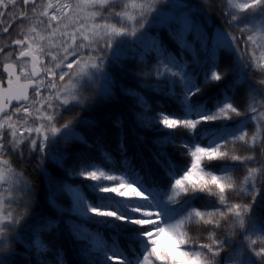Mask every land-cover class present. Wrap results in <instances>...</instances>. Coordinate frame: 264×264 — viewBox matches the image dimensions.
Masks as SVG:
<instances>
[{"label":"snow or ice","instance_id":"1","mask_svg":"<svg viewBox=\"0 0 264 264\" xmlns=\"http://www.w3.org/2000/svg\"><path fill=\"white\" fill-rule=\"evenodd\" d=\"M0 41V264H264V0H0Z\"/></svg>","mask_w":264,"mask_h":264},{"label":"trees","instance_id":"2","mask_svg":"<svg viewBox=\"0 0 264 264\" xmlns=\"http://www.w3.org/2000/svg\"><path fill=\"white\" fill-rule=\"evenodd\" d=\"M195 2H196V0H192V3H195ZM212 19H213V21H216V23H219L214 12L212 13ZM209 23L211 25V21ZM126 68L128 71L123 76V78H121L119 70L116 71V79L118 81V85L116 88L117 98L114 99L113 101H111L110 103L97 106L91 112L84 114L85 118L97 120L100 127H102V128L110 127L112 120H114L118 116L122 117L125 120L126 126L131 124L132 117H131V112L129 111V108L131 107L132 100H131V98H125V97L120 96L118 89H119L120 84H123L124 86H129V85H134L136 83V78L132 75V72L135 70H139L138 63L133 62V61H128L126 64ZM177 92H179V88L177 89ZM154 95L155 94H153V93H147L146 98H148L150 100V102L153 104V107L157 111L160 110V108L157 107V102L161 106H165V107L167 106V102H166L165 97H157V98L153 99ZM205 99H207V97H205ZM209 106H211L210 103H209ZM91 139H94V137L90 135V141H91ZM106 146L113 152L114 155L116 154L115 153L114 138H113V140L109 141V143ZM22 167L26 168L28 170V172L30 173V175L28 176V179L31 180L32 178H34L36 176V173L33 172L29 166L24 165ZM17 171H20V168H17ZM234 175H235V178L237 180L242 179V175L240 173H236ZM39 195H40V207H46V204L44 201L43 186H41V191H40ZM58 202L63 204L65 207H67L70 204V198L65 196V195H61L58 198ZM93 230H95V229H93ZM191 235L194 238H197V237L202 238L203 236H206L207 233L201 234V233H198L196 231H193L191 233ZM68 240H69V238H68L67 234L64 233V234H62V236L58 242L62 243L67 248ZM68 255H69V258L72 257L71 251H69Z\"/></svg>","mask_w":264,"mask_h":264},{"label":"flooded vegetation","instance_id":"3","mask_svg":"<svg viewBox=\"0 0 264 264\" xmlns=\"http://www.w3.org/2000/svg\"><path fill=\"white\" fill-rule=\"evenodd\" d=\"M0 43H2V41H0Z\"/></svg>","mask_w":264,"mask_h":264}]
</instances>
